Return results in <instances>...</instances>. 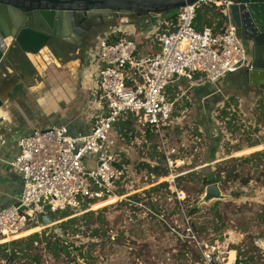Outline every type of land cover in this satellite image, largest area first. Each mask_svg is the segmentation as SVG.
I'll return each mask as SVG.
<instances>
[{
  "label": "built area",
  "instance_id": "built-area-1",
  "mask_svg": "<svg viewBox=\"0 0 264 264\" xmlns=\"http://www.w3.org/2000/svg\"><path fill=\"white\" fill-rule=\"evenodd\" d=\"M200 4L218 7L226 14L220 32L194 27ZM231 4V0H199L178 9L172 28L157 33L159 50L143 58L137 54V43L128 37L108 41L110 36L125 32L121 26L100 39L83 62L89 129L72 134L67 125H49L31 129L17 139L16 153L8 165L21 174L23 187L15 204L0 209V245L17 240V235L36 227H41L37 230L41 233L53 226L57 235H63L57 220L44 226L38 221L40 215L65 210L79 212L113 197L121 199L120 192L128 189V164L121 156L127 150L119 145L125 144V136L117 130L115 133V125L129 115L139 132L134 144L150 145L145 133L149 129L166 156L170 174L174 165L183 163L173 158L177 149L168 138L176 121L174 101L169 99L167 88L178 79L193 85L197 74L201 80L214 83L249 66L250 54L228 13ZM122 20L130 22L127 18ZM91 157L95 159L94 166L87 164ZM174 178L171 175L166 183ZM189 231L197 241L192 229ZM71 238L81 239L79 232ZM197 243L204 264H217L215 257L224 262L222 255L226 252L218 246ZM254 244L264 249V236L257 237ZM227 255L229 262V252ZM0 264H6V260ZM232 264H236V259Z\"/></svg>",
  "mask_w": 264,
  "mask_h": 264
},
{
  "label": "rangeland",
  "instance_id": "rangeland-1",
  "mask_svg": "<svg viewBox=\"0 0 264 264\" xmlns=\"http://www.w3.org/2000/svg\"><path fill=\"white\" fill-rule=\"evenodd\" d=\"M173 13L177 14L178 10ZM100 31H105L104 34L109 32L107 27L105 30L102 27L93 33L91 41L86 42L82 49L81 61L91 49H95L104 36H101ZM261 100L263 103L253 107L257 112L264 105V97ZM176 104L173 113L181 114L182 109L180 106L176 107ZM259 113L261 117L256 122L263 142L261 145H264V109ZM244 119L248 122L247 118ZM256 122L253 125L256 126ZM200 127L202 131L199 130ZM214 127L216 126L181 121L169 131V142L177 149L173 158L183 162L174 165L176 167L172 174L168 169L166 156L165 159H160V152L151 148L152 145L141 142L134 144L133 139H125V144L119 143L127 150V153H122L121 156L128 164V189L120 192L121 199L94 207L96 203L92 208L79 212L69 210L73 213L69 218L77 220L69 230H81L79 235L86 244L82 251L86 253L89 246L91 249L88 252L94 256L90 258V264H204L197 241L218 246L219 250L226 252L222 255V259L225 258L224 264H228L227 254L230 251L235 252L236 264H264V249L254 244L257 237L264 236V153L263 156H251V160L246 159L249 154L226 158V153L222 151L211 157L213 144L210 141L215 136ZM198 134H201L203 139L199 143L196 140V137L200 136ZM234 134L237 139L244 137L246 141L242 142L245 147L250 145L247 134L241 129ZM223 135L226 136L225 133ZM153 142L158 144L157 138L153 139ZM218 157H222V161L209 164ZM149 161L160 166L161 175L148 172L149 168L144 166V163ZM87 164L94 166L95 159H87ZM165 168L168 169V176L162 174ZM233 174H237L241 179L248 178L249 182L243 184L239 178H233ZM171 175L175 178L170 185L162 186L156 192H148L153 186L167 182ZM209 175L219 176L217 182L229 197L224 201H217L216 205L214 202L207 207H198L197 202L205 189L202 179ZM133 196H137L139 201L132 199ZM195 205L199 210L191 215L189 209ZM103 208L106 209L102 211L105 219V224L102 225L97 218V212ZM89 211L95 213L91 215L92 218H82ZM60 215V212L53 214L55 219ZM56 220L62 222V219ZM191 221L195 223L197 231L193 230ZM98 225L102 228L101 236L90 235V230ZM51 227L46 229L47 233L53 230ZM39 229L40 227L27 230L28 232L17 240L45 232L41 230L39 233ZM174 229L178 233L174 232ZM189 229H192L197 241L192 238ZM26 245V242L21 244L22 247ZM31 245L32 247L26 250L28 255L16 257L10 264H73L75 261L71 260V255L68 257L65 254L52 258L40 242ZM15 247L18 246L9 248ZM72 253L76 258L80 256L77 249L72 250ZM78 263L83 264V259L79 258Z\"/></svg>",
  "mask_w": 264,
  "mask_h": 264
},
{
  "label": "crops",
  "instance_id": "crops-1",
  "mask_svg": "<svg viewBox=\"0 0 264 264\" xmlns=\"http://www.w3.org/2000/svg\"><path fill=\"white\" fill-rule=\"evenodd\" d=\"M175 17L176 14L171 11L159 16L130 20L129 23L120 19L94 29L93 33L102 27L104 30L107 27L110 32L121 26L125 30L122 35L137 43V54L143 58L159 50L157 33L171 29ZM100 32L101 36L105 35V31ZM93 33L89 36V42ZM240 38L242 39L241 34ZM242 40L250 54L251 43ZM64 47L67 53L68 45L65 44ZM60 58L46 46L38 54L28 53L12 59L13 71H17L22 86L18 84L16 90L9 94L8 101L0 108V120L3 118L0 122V209L15 204L22 191L21 174L8 165V161L16 153V142L21 135L34 128L63 124L68 126L71 133L76 134L86 131L91 125L85 114L88 93L82 79L84 59L79 61L77 67L78 61L69 60L65 53ZM30 63L36 70L31 69ZM167 93L174 105L177 103L176 107L180 106L182 109L181 114L173 113L176 124L193 121L202 126H216L213 128L215 136L210 141L213 144L211 157L217 156L220 151L226 153V158L247 154V157H251L264 153L256 122L261 117L259 112L263 111L264 105L259 112L253 108L258 107L260 102L263 103L261 99L264 97V90L248 84L239 71L214 83L201 80L199 74L195 76L193 85L185 79H178L168 86ZM254 122L256 126L253 125ZM201 129L200 127L199 130L202 131ZM238 129L247 134L250 144L248 147L243 145L242 141H246L244 137H234V132ZM196 140L199 143L203 139L197 136ZM221 158H214L209 164L218 163L222 161ZM195 168L196 166L193 167L194 170Z\"/></svg>",
  "mask_w": 264,
  "mask_h": 264
},
{
  "label": "water",
  "instance_id": "water-1",
  "mask_svg": "<svg viewBox=\"0 0 264 264\" xmlns=\"http://www.w3.org/2000/svg\"><path fill=\"white\" fill-rule=\"evenodd\" d=\"M198 1L0 0V108L22 82L13 71L14 57L35 54L45 46H60L57 41L80 47L88 42L94 29L105 24L159 16ZM231 1L228 13L242 39L251 43L250 64L239 72L248 84L264 90V0ZM228 197L214 182L205 186L197 206L207 207ZM38 221L49 226L56 219L48 214L40 215ZM215 262L223 263L217 257Z\"/></svg>",
  "mask_w": 264,
  "mask_h": 264
},
{
  "label": "trees",
  "instance_id": "trees-1",
  "mask_svg": "<svg viewBox=\"0 0 264 264\" xmlns=\"http://www.w3.org/2000/svg\"><path fill=\"white\" fill-rule=\"evenodd\" d=\"M208 15L210 17H208ZM226 20H227L226 14L220 8L215 7V6L206 5V4H200L199 6H197L196 18L194 20L193 25L199 31H201L205 28H210L214 33H217V32H220L224 28V24H225ZM121 37H124V36L122 34L112 35L109 37L108 41L114 42V41L119 40ZM115 127L119 133H121L125 136L126 140L127 139H134L135 137H137V135H139V132L136 128L135 122H134L133 117L131 115H129L126 118V120H120L119 122H117ZM145 133H146V140L150 142V145H152L151 148H154V150L156 152L157 151L160 152V154L158 153L160 156V159H162V158L165 159V154L162 151H160L161 149L159 148L158 144L153 142V139L156 138L155 134L153 132H151L149 129H146ZM198 135L201 136V134H198ZM257 154H260V153H257ZM246 159L251 160L252 158L247 157ZM144 166L149 168V171H148L149 173H153L155 175H161L160 170H159L160 166L157 163L155 165V164H152L151 161H149V163L148 162L144 163ZM162 174L167 176L168 175V169H166L165 172H163ZM233 178H235V179L239 178L241 183H243V184H247L249 182L248 178H244V179L242 178L241 179V177L238 176L237 174H233ZM182 179H184V178H182ZM218 180H219V176L212 177V175H209V176H205V178L202 179V182H203V185L206 186L208 184L217 182ZM167 185L168 184L165 182V183L160 184L159 186H153L152 188H150V190L148 192L149 193L150 192H156L160 187L167 186ZM132 199H136L139 201V198H137V196H133ZM111 200H116V198H111V199L99 202L94 207L99 206L101 204H104L105 202H109ZM216 204H217V202H215L214 205H216ZM86 208H87V206L83 207L82 209L85 210ZM104 209H106V208H103L97 212V215H98L97 218L100 222H102V225L105 224V219L102 216V211ZM198 210H199V208L195 205L189 209V213L191 215H193ZM60 213H61L60 217H58L56 219H63V218H66V217L73 214V213H70L69 210L61 211ZM93 214H95L93 211L86 212V214L84 216H82V218L90 217V219H91L92 218L91 215H93ZM79 219H81V218H79ZM76 222H77L76 218H69L66 221H62L61 223H59L60 226H58V228H60L64 237H63V235H57L53 230L50 233H47V230H44L45 232H43L42 234L34 233V234L27 236L26 238H21L19 240H13L9 243L1 244L0 245V261L6 260L7 264H10L11 261L14 260L16 257L19 258L21 256L28 255L26 250L30 249V247H32L31 244L36 243V242H40L42 244L43 248L45 249V251L47 253H49L52 258H58L62 254H65L68 257L71 255L72 256L71 260L75 259L73 264H77V260L79 258L83 259V264H90V261H91L90 258L94 257L93 255L90 254V252H88V251H90L91 248H89V246H88V251L85 253L82 251V248H85V246H86L85 242L81 239H78V238L77 239L71 238L72 235L74 236L78 232L81 231L79 229L69 230V228L72 227ZM191 226L193 227L194 231H197L195 223L192 221H191ZM34 230H36V229H34ZM101 230H102L101 226L99 227V225H98L95 228H92V230H90V235L100 237L101 236V233H100ZM28 231H26V232H28ZM82 233H84V231ZM108 235H109V233H108ZM23 242L27 243V245L24 247L21 246V244ZM14 245L18 246V247H15L12 249L9 248V247H14ZM8 248H9L10 252H7ZM74 249H77L78 253L80 254V256L77 258L75 256H73L72 250H74Z\"/></svg>",
  "mask_w": 264,
  "mask_h": 264
},
{
  "label": "flooded vegetation",
  "instance_id": "flooded-vegetation-1",
  "mask_svg": "<svg viewBox=\"0 0 264 264\" xmlns=\"http://www.w3.org/2000/svg\"><path fill=\"white\" fill-rule=\"evenodd\" d=\"M58 44H60V46L58 45ZM65 44H67L68 45V47H67V49L69 50V51H67V53L64 51V45ZM57 45L58 46H56V47H54L53 48V46L51 45V46H49L50 48H51V50L53 51V54L56 56V57H58V58H60L61 57V55L62 54H66L67 55V58L69 59V60H73V61H78L77 62V67L79 66V61H81V56H82V54H83V52H82V49H83V47H84V45L85 44H82L80 47H78V46H75V45H72V44H68V43H66V42H63V41H57ZM46 47V46H45ZM45 47H43V48H45ZM42 48V49H43ZM41 49V50H42ZM41 50H39L37 53H35V54H38ZM72 55V56H71ZM60 60H61V58H60ZM30 67H31V69H33V70H36V67L35 66H33L31 63H30V65H29ZM76 67V68H77ZM20 86H22L21 84H20Z\"/></svg>",
  "mask_w": 264,
  "mask_h": 264
},
{
  "label": "bare ground",
  "instance_id": "bare-ground-1",
  "mask_svg": "<svg viewBox=\"0 0 264 264\" xmlns=\"http://www.w3.org/2000/svg\"><path fill=\"white\" fill-rule=\"evenodd\" d=\"M113 198H116V197H113ZM117 200H118V198H116ZM38 227H36V228H34V229H37ZM34 229H31V230H34ZM40 229H41V227H40ZM39 229V230H40ZM26 232V231H25ZM25 232H23V233H25ZM23 233L22 234H19V235H17L15 238H19L20 236H22L23 235ZM229 264H232L233 263V260L235 259V252L234 251H230L229 252Z\"/></svg>",
  "mask_w": 264,
  "mask_h": 264
}]
</instances>
